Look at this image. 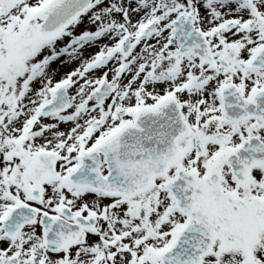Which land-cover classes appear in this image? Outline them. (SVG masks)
I'll list each match as a JSON object with an SVG mask.
<instances>
[{
  "label": "snow or ice",
  "instance_id": "obj_1",
  "mask_svg": "<svg viewBox=\"0 0 264 264\" xmlns=\"http://www.w3.org/2000/svg\"><path fill=\"white\" fill-rule=\"evenodd\" d=\"M0 264H264V0H0Z\"/></svg>",
  "mask_w": 264,
  "mask_h": 264
}]
</instances>
